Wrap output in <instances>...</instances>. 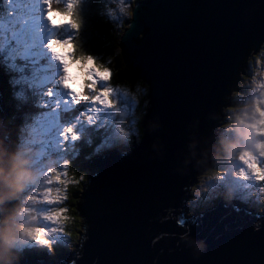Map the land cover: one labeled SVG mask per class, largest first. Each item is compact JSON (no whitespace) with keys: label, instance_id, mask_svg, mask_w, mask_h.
I'll return each mask as SVG.
<instances>
[{"label":"water","instance_id":"95a60500","mask_svg":"<svg viewBox=\"0 0 264 264\" xmlns=\"http://www.w3.org/2000/svg\"><path fill=\"white\" fill-rule=\"evenodd\" d=\"M121 40L126 67L153 84L152 98L139 141L84 162L83 228L71 262L264 264L261 220L221 208L199 227L177 219L185 187L209 164L218 110L235 104L231 87L264 48V0H142ZM5 102L0 87V222L12 188ZM215 157L208 171L218 170ZM38 257L48 262L45 252Z\"/></svg>","mask_w":264,"mask_h":264},{"label":"rangeland","instance_id":"374dc122","mask_svg":"<svg viewBox=\"0 0 264 264\" xmlns=\"http://www.w3.org/2000/svg\"><path fill=\"white\" fill-rule=\"evenodd\" d=\"M29 1L32 3L34 0H29ZM73 1L76 4H79V3L83 2L84 0H73ZM103 1L105 3L104 8H106L105 14L107 15L109 22L112 21L115 24V29H116L115 33H114V38L111 40V44H112L111 50H109V52H108L109 56H111L113 58L118 53H120L118 43L119 44L122 43V40L120 39V42H119L118 38H119L120 34H122V33L124 34V32H123L124 27L128 26L127 22L130 21V19L132 18V8L135 4L131 7L133 0H103ZM70 2H72V0H70ZM66 3H68V2L61 3V0H57L56 6H59V7L64 6ZM49 4H51V3H49ZM49 4L47 6L48 8H49ZM56 6L51 4V7L53 10L57 9ZM59 10L62 12L68 13L70 15V13H72L73 8L68 7L65 10H61V7H60ZM129 13H131V14H129ZM75 23H77V22L75 21ZM49 25H51L50 21H49ZM5 26L7 27V22L5 23ZM64 28L66 29V27H64ZM55 30H61V29L57 28ZM85 31H88V30H85ZM64 32H66V34H64ZM89 32L90 31H88V33ZM67 33H69V31L63 30L62 37H59L60 35H57V34H53V35L49 36V38L47 39L48 41H50L48 46H50L53 42H57L58 44H65V45L70 44L67 42H64V43L59 42V41L64 40L66 38H70L69 35H67ZM10 37L13 39L12 36H10ZM38 40H40V39H38ZM7 44H8V49H6L5 47H3V49L7 50V53L10 54V56H9L10 58L7 59L6 54L3 57L0 56V63H2V65H3V67L0 68V79L3 83H6L7 87L10 89L12 84H13V79L8 77V76L2 75V73L5 72V73L11 75V73L9 72V67H10V64L12 62V59L14 58L11 55V53H12V51H14L15 46L13 47V45L10 42H8ZM2 46H4V45H2ZM51 51H52V49H51ZM64 51H65V55L68 59V63L67 64L63 63L62 75L59 73L60 70H58V73L56 75L53 73V71H55L54 69L51 70L52 72H48V75L50 74V76L52 77L51 79L53 82H51V83H56L57 85L62 87V89L53 92V97L55 95H59L60 93H64L65 90L69 89V88L64 87L63 83H61V81H62V78H66V69H69V68L76 66V61L75 60L73 61V56L71 54V50H68L67 47H65ZM3 53H5V52H2V54ZM20 53H21V51H20ZM17 54H18V52L16 53V55ZM56 55H57V57L60 58V60H62V61L64 60V56H60L59 54H56ZM255 57L256 56H252L249 73L239 75L237 78V87H239L240 90L236 89L235 100L241 98V99H244V102L239 103V101H238L235 104L241 105V108H239V106L234 107L233 105H231V106H228V107H225V108L218 110V117L219 118L221 117L220 120H218L219 121L218 132L220 130L231 129L232 130L231 132L233 133L232 138L236 137L235 133L237 131L236 130L237 116H240L246 122L251 123L250 116H251L252 110L254 108V105L251 102H252V99L254 96H259V92L253 91L252 77L254 76L255 69L257 67L264 68V63L257 65ZM25 58L28 61L31 60L28 57H25ZM262 60H264V57H262ZM33 63H34V61H33ZM104 63L107 64L106 61ZM21 64L24 66H27L26 61H23ZM13 65L16 68L20 67V65L16 64L14 61H13ZM54 66H55V69H56V67H58L56 65V61L53 59L52 67L54 68ZM41 70L42 69H39V73H41L42 75L41 74H40V76L38 75L37 76L38 79H34L33 77L30 79L31 81L29 84H31V82L33 83V86H34L33 89L34 88L36 89L40 86V85H38L39 84L38 82H40L44 76V71H41ZM49 70H50V68H49ZM130 70H131V68H130ZM89 72H91L93 77L97 80V88L103 89L108 85L107 81L100 80L98 77H96L95 72L92 69H89ZM131 74H132V71H131ZM133 76H135L137 78L136 75H133ZM246 77H247V79H246ZM256 79L259 80V79H261V77L257 76ZM138 81H139V83L145 85V81H143L142 79L139 78ZM91 82H92L91 80H85L84 81L85 86H84L82 96H78L76 93L71 92L73 94V95H70L71 99L73 97L75 100H80V101L86 102L83 105L78 106V108L82 107V106L85 108V110L83 112H81V116H80L81 123L79 121L78 122L75 121L71 125H66L63 128V130L67 129V126H69V128H73V127L76 128V129H74V128L72 129L73 135L71 137V140L74 141V139H73L74 136L76 138H79V136H81L82 134L87 137L90 133V130L88 129L89 123L95 124V121H97L98 117H100V119L98 120L99 122L102 120H103V122L106 120H110L109 118H105V117L107 115L110 116L111 113H113L114 111H122V112H119L118 117H116L113 120L114 129L112 130V134H118V131H119L121 134L128 136L132 133L131 137L132 138L135 137V140H138L139 135L142 136L143 132H144V128L142 129V126L140 127V123H138V121H139L138 116H141V113H139L138 110L140 109L143 112L145 111L144 112L145 114L148 112V107L150 106V100L152 98L153 84H148L149 88L148 87L147 88L149 91L147 89H144V88L142 89V87H140L138 85L137 88L135 89L136 92L134 90L133 93L130 92L129 89L125 86L117 87L116 85H112L113 92L111 93V98L114 99L116 101V103L114 105L108 106V105L100 103V99H102V96L98 99H93V97H95L97 95V93L95 90L89 89L87 87V85L90 84ZM22 87L23 86L20 84V88H22ZM150 88H152V89H150ZM47 89L52 90L53 87L51 85H48ZM1 90H3L2 87H1ZM5 94L7 96V104L10 106V108L13 109V107H12L13 101L9 102V99H8V96L11 97V94L8 92H5ZM13 94L17 98V102H21V101L26 100L25 97H24L25 99H22L23 96L21 95V92H20V98L17 97L14 92H13ZM145 95L150 96L149 102L147 99L144 98ZM11 99H12V97H11ZM60 100L62 101L63 99L60 98ZM57 101L58 100L55 99L52 101V103L55 102V104H56ZM68 104L72 107V104H73L72 100H70L68 102ZM59 105H62V106H59ZM57 106H59V109L61 111H64V109L68 105H65V102H64L63 104L57 103ZM136 108H138L137 113H135ZM21 109H22V107H21ZM50 109L48 108L47 112H49L50 116L52 117L53 116V114H52L53 109H52V107ZM68 109H70V107L66 108V110H68ZM15 110L17 111V109H15ZM129 111L133 114L134 118L132 117L129 121H125L124 120L125 116H123V115H125V113H127ZM246 111L249 113V116L244 115V113ZM14 112H15L14 110L11 111L10 119L12 118V115ZM33 113H35L36 115L41 114V112L38 113V111H34L32 108H29L28 114L32 115ZM31 115L28 117V119L31 117ZM144 117H146V116H144ZM84 124H86V125H84ZM228 124H230L232 126L229 128H226L225 125H228ZM50 125L51 124H48L47 126L43 125V129H44V127L45 128L49 127ZM59 125H55V123H54L52 125V129H55V128L58 130L62 129V126L61 125L59 126ZM13 126H14V128L17 129L16 137L20 136V138L22 139L23 136L25 135L24 136V140H25L24 143H25L26 147L29 146L28 145V135H31L30 139L32 138V136H35L36 138H38L36 140V142L39 144V147L36 148L37 149L36 155H35L33 160L30 158L29 155H24L22 153L23 149H21L19 154H17V151L12 148L14 150V153H13V155H11V158H13L15 155H16L15 158H18V160H20L21 158H24L22 160V162H24V165H23L24 171L21 170V167H14V169L17 170L16 174L21 176L20 173L22 171L23 173L28 172L31 176V179H28L27 181L21 183L22 184L21 190H16L15 192L12 191L10 198H14V200H16L15 197L19 196L21 193L23 194L21 196L22 197L21 202L18 205L20 210L16 208L17 210L15 209V213L12 214V218H14L15 214H16V217L22 216V213L26 211V212L32 214V216H34V221H36V218L37 219L38 218L45 219V217H44V215H42V213H49L50 214V209H52V208L57 209V212H58V216L56 218L57 222L54 223L52 220L47 219L48 220L47 221V227H45V226L42 227L41 224L31 223L30 221H28V223H26L27 225L26 224L25 225L19 224V225L23 226L24 231L28 232L29 233L28 235L32 239H34V241H31L32 245L41 247V244L37 243L38 241L48 242L49 244H51L52 239L54 238L55 245L57 247V249H56L57 251L60 250V248H58L59 246H61L63 248H70V250H71L75 244V239H76L75 235L77 234L76 231H78L77 229L74 231L75 225L77 224V217L72 216V214H70L68 212V210L64 209V207H62V205H61L62 199L65 196L64 188L67 184L68 178H66L65 175L62 176L61 172H59L60 176H59L58 180L55 181L53 184H45L44 183V179H45L44 174L48 171L49 168H52V165H54V163L59 165V169H63L62 165H60L61 162H63V157L61 156L59 151L61 153H64V151L59 150V149H58L59 151H57V148L56 149L54 148V146L57 147L60 144V141H61L60 131L55 132V130H53L52 135L50 134V137H49L48 135L44 134L43 129L37 130L36 129L37 127L35 126V128L28 130V135H27L26 120H22L19 123H17V121L14 120ZM239 126L244 128V129H242V130H244L242 132H247L250 129V128H247L245 126V123H240ZM144 127H145V136H146L148 126H144ZM14 128L12 129V131L14 130ZM28 128H30V126ZM140 129L142 131H140ZM249 133H251L253 135V138L251 139V141H248L247 143H244L243 145H241L242 144L241 142L237 143L236 141L228 140L229 143H228L227 147L221 148V146H220L219 168L217 170L220 172V176L218 178H209V179L208 178H198L197 183H196L197 187L195 188L194 192L203 193L204 200L205 199L209 200L208 197H206L207 196L206 192L207 191H211V192L214 191V188H213L214 183H216V186H221L223 188V190H224V187L228 188L226 183H225L226 175H224L223 179H221V178L223 176V172L227 173L226 170L231 171L232 167L231 168L222 167L223 169H221V166H222V164L229 166L231 158H233V155H235L234 160L236 161V165H235L236 173H235L234 177H235L236 182L237 183H243V185H247V187H248L247 192L249 194H250V191H255L257 196L256 195H253V196H254V198H258V200L255 202L259 201L260 203L263 202L262 204H264V180H258L256 178V176L252 174L251 170L247 169L246 166L241 161H239L237 158L238 157L237 155H239V153L245 149L251 150L257 157H259V151L257 149V141L264 139V137L256 136L255 133L252 131V129H251V132H249ZM220 137H221V135H220ZM132 138L130 140H132ZM104 141L109 143L108 145L113 146L112 145L113 143H110L106 140H104ZM37 143L35 144L36 146H38ZM31 144H33V143H31ZM42 148H46V150H48V154H52L53 156H55V155L59 156V154H60V156L57 160L54 159V160L50 161L48 164L41 162V164H42L41 167L40 168L35 167L34 168L35 170L32 172L30 169H28V167H33L36 165L40 166V161L39 160L36 161V159L38 158V154L41 153ZM232 149L234 151L233 154H232ZM103 150H106V149L103 148ZM221 154H223V155H221ZM53 158H55V157H53ZM221 158H222L223 163L220 165V163H221L220 159ZM34 161H36V163ZM259 163L261 165H264V157L259 158ZM241 168H245L244 173L240 172ZM244 175H247L248 178L247 179L243 178ZM205 179H208L209 182L205 183L204 182ZM42 188H59L62 190L63 194L62 195L58 194L60 196L59 200L57 202L51 203V204L45 203V202H39V201L32 202V201L27 199L30 195H33V194L39 195L37 190L42 189ZM24 195L27 196V198H25ZM193 197L198 199V197L195 194L192 195V198ZM248 198L251 199V197H248ZM210 199L212 200V197H210ZM190 204H191V201H190ZM201 207L202 206H200L199 208H201ZM208 208H209V206H208ZM188 211H191V210L188 209ZM66 212L69 213V216H67ZM68 217H69V219H67ZM8 220H9V222L11 221V219H5V221H8ZM26 220H29V218L27 217ZM64 220L66 221V224L69 223L71 225V227H72L71 229H70V227L65 226V224H63ZM18 222H20L19 219H18ZM15 225L18 226V224H15ZM60 229H63V231H60ZM64 231L66 233H64ZM69 233H72V235H69ZM8 238L10 239V236ZM16 255H17V250H15L12 257H15Z\"/></svg>","mask_w":264,"mask_h":264},{"label":"trees","instance_id":"16d2710c","mask_svg":"<svg viewBox=\"0 0 264 264\" xmlns=\"http://www.w3.org/2000/svg\"><path fill=\"white\" fill-rule=\"evenodd\" d=\"M134 1L135 0L132 1L131 7L133 6ZM64 2H68V3H66L64 6H60L61 10L67 9L68 7H66V5L69 3L76 5V7L72 10V12L75 11L76 17L74 18V20L77 22V24H79L81 26L80 31L75 33L76 44L71 43L73 45L71 54L75 58V60H79L82 62L83 57L87 56V57H94L98 64L104 65L105 64L104 62L106 61L107 64H105V66L107 65L106 67L108 69H111V76H112V79L110 81L111 85H116L117 87L125 86L132 93L134 92V90L137 88L138 85L140 87H142V89L144 88V89L148 90V88H149L148 84L145 83V85H146L145 86L144 84L139 83V81H138L139 78L138 77L136 78L135 76H133L131 74V70L128 67H126V65L123 61V58H122L123 55H122L121 47H120L119 43H118V47L120 49V53H118L113 58L111 56H109V54H108L109 50H111V47H112L111 40L114 38V33H115L116 29H115V24L112 21L109 22L107 15L105 14L106 8H104L105 7L104 1L103 0H84L83 2H81L79 4H76L73 0H72V2H70V0H61V3H64ZM0 13H3V9L1 7V5H0ZM65 27H66V29L62 28L61 30H55V34L60 35L63 33V30H65V31H69V33H67V35H69V37H71L73 35V33L69 30V28L67 26H65ZM125 28L126 27H124V31H125ZM85 30H88L90 32L88 33V31H85ZM64 34H66V32H64ZM122 35H123V33L120 34V36L118 38L119 42H120ZM59 37H62V36H59ZM10 43L12 45H14L13 42H10ZM3 47L8 49V44L2 46V43H0V56L3 57L6 54V58L7 59L10 58L9 57L10 54L7 53V50L3 49ZM74 49H78V50L74 51ZM2 52H5V53L2 54ZM81 54H83V56ZM2 67H3V65H2V63H0V68H2ZM27 67L28 66H24V68H27ZM18 71L22 72V69H18ZM114 73H115V75H113ZM2 75L8 76V77L13 79L12 75L7 74L5 72H3ZM25 82H27V81H25ZM0 86L3 88V90L5 92L10 93L11 97H12V99H11V97L8 96L9 102L13 101V103H12L13 109L10 108V110L15 111L12 115V118L9 120V123L12 125V128H14V126H13L14 120H16L17 123H19L22 120H26V122H27L28 117L31 115V114L30 115L28 114L29 108H32L31 105L35 102V100L39 99V96L37 98V96L35 94L34 95L30 94V90L34 87L33 83L31 82V84H29V87L26 84H24L23 87L21 88V95L23 96L22 99L26 98L25 101H21V102H17V98L13 94V92L15 93V90H13V87L9 89L6 85V83H3L2 81H0ZM135 92H136V90H135ZM144 98L147 99L149 102V99H150L149 95L148 96L145 95ZM232 99H234V98L232 97ZM238 101L240 102V101H242V99L239 98V99L235 100L234 103H237ZM233 106L234 107L239 106V108L241 107V105H239V104H234ZM21 107H22V109H21ZM15 109H17L18 112ZM81 109H83V107H81ZM137 110H138V108H136L135 113H137ZM83 111L84 110H82V112ZM138 112L141 113V116H138V118H139L138 123H140V125H141V119L143 117L142 115L145 114L144 113L145 111L143 112L139 109ZM118 114H119V112L112 114L113 116L111 115L110 117H108L110 120H107V122L103 125H100L101 123L98 121L100 119V117H98L97 121H95V124L89 123L90 126L89 125L88 126L90 129L89 128L88 129L90 130V133L87 137L82 134L72 144L65 142L63 144V147H62L64 153H61L57 149V151H59V153L63 157V162H61V164H60V165H62L63 169H59V165H57L56 163H54V165H52V168H55L57 172H61L62 176L65 175L66 178H68L67 184L64 188L65 196L62 199L61 205H62V207H64V209H67L68 212L70 214H72V216L77 217V224L75 225L74 231L76 229L78 231H76L77 234L75 235V237H76L75 241L77 240V237L79 236V231L81 230V217L77 213L76 204L81 200L80 199V193L84 189V185L86 183L87 176H88V172L84 168V162L87 161L88 159H90L93 155L103 151V148L107 149L108 147H111L110 145H108L109 143L105 142L104 140H106L110 143H115V145L121 149L129 148L132 144V140H130L132 138L131 137L132 133L128 136L121 134L119 131H118V134H112V130L114 129L113 120L116 117H118ZM123 116H125V119H124L125 121L129 120L132 117L134 118L133 114H130V115L125 114ZM65 118H67L66 120H68V122H66L67 125H71L73 122L76 121V119H80V114H72L71 117H65ZM68 128H69V126H67V129ZM67 129H64L63 132L65 134L64 135L65 138L69 139L70 137H72L73 134H72V132H67L66 131ZM74 129H76V128H74ZM140 131H142V130L140 129ZM16 134H17V129L14 128V130L11 131L12 148L17 151V154H19L22 147L24 146V144H22V142L24 140L25 135L21 139L20 136L16 137ZM225 138L228 139V135L223 134L220 137V141L226 140ZM140 139H141V135H139L138 140H140ZM232 141H236L237 143H239V141L236 137ZM32 142H33V148L36 147V145H35L37 143L36 140H32ZM27 151L28 150L24 149V152L27 153ZM60 154H59V156H60ZM221 155H223V154H221ZM29 156L31 158V153ZM59 156L58 155L53 156L52 154H48V150H47V153L41 156L40 162L48 164L50 161H52L54 159L57 160L59 158ZM15 157H16V155L12 158L11 164L14 167H21V170H24V167H23L24 162H22V160L24 158H21L20 160H18V158H15ZM53 157H55V158H53ZM20 174L22 176L23 172L21 171ZM21 176L16 174V169H15V172L13 175V180L17 185V189H19V181H21V183L25 182V181L21 180ZM230 188L232 189V186H230ZM251 194H252V196L253 195L257 196L255 191H251ZM199 196H200V194L197 195V197L201 198ZM24 197L27 198V196H25V195H24ZM207 197L210 200L211 196H207ZM195 199L197 200V198H195ZM203 199H204V197H203ZM209 200H207V201H209ZM212 200H210L209 202H211ZM18 203H19V201L14 200V199L12 200L11 205L9 206V208L13 209L12 214L15 211L14 209L18 206ZM68 212H66L67 216H69ZM22 214H23V217L25 216V217L29 218V220H27V223H28V221H30L31 223H39L42 225V227H44V226L47 227V221L48 220L46 218L45 219H42V218L37 219L36 218V221H34V216H32V214H30L26 211L23 212ZM67 219H69V217ZM15 224L25 225V224H23V220H20V222H14V225ZM63 224H65V226L70 227V229L72 228L69 223L66 224L65 220H64ZM20 227L23 228V226H20ZM64 233H66V232L64 231ZM53 249H54V247H53ZM55 249H56V247H55ZM8 257H10V256L8 255Z\"/></svg>","mask_w":264,"mask_h":264},{"label":"clouds","instance_id":"9594fccd","mask_svg":"<svg viewBox=\"0 0 264 264\" xmlns=\"http://www.w3.org/2000/svg\"><path fill=\"white\" fill-rule=\"evenodd\" d=\"M49 12L51 13L50 19L55 23H59L61 18L64 16H68L69 20L67 22H72L71 17L68 13L62 12L59 9L53 10L51 4H49ZM59 13V15H57ZM131 14V13H129ZM52 51L55 54H59L60 56H64L63 63L67 64L68 59L65 55V47L68 50H72V44H58L57 42H53L50 45ZM83 56V54H81ZM264 57V48L261 49V52L256 55V64L260 65L264 63L262 60ZM89 69H92L95 72V76L100 80L109 81L108 85L103 88H97V80L93 77L92 73L89 72ZM259 76L261 79H256ZM112 79L111 69H108L103 64H98L94 57L84 56L82 62L77 61L76 66L66 69V78H62L63 86L71 89V92L76 93L78 96H82L84 90V81L91 80L92 82L87 85L89 89H93L96 91L97 95L93 97V99H100L101 104H105L108 106L114 105L116 101L111 98V93L113 92V87L110 83ZM247 79V77H246ZM253 81V91L259 92V96H254L252 99V104L254 108L252 110V114L250 116L251 123L246 122L240 116H237V128H239L240 123H245L247 128L252 129L258 137H264V68L257 67L255 69V74L252 77ZM235 94V93H234ZM245 116H249V113L246 111L244 113ZM232 125H225L226 128L231 127ZM244 135H248V133H243ZM257 149L259 151V157H257L251 150L245 149L241 151L238 155V160L241 161L247 169L251 170L252 174L256 176L258 180H264V165L259 163V158L264 157V139L257 141ZM3 172L2 166H0V173ZM241 173L245 172V168L240 169ZM209 178H218L220 176L219 171H208L205 173ZM60 173L56 171L55 168H49L48 171L44 174V183L45 184H53L58 180ZM245 179L248 178L247 175H244ZM31 179V176L28 172H25L21 176L22 181H27ZM22 186V184H21ZM37 192L39 195L33 194L30 195L27 199L32 202H45V203H55L59 200L60 196L58 194H63L62 190L59 188H42L38 189ZM44 217L48 220H52L54 223L57 222L56 218L58 216L57 209H50L49 213H42ZM258 230V229H257ZM63 231V229H60ZM72 235V233H69ZM69 264H73V262H69Z\"/></svg>","mask_w":264,"mask_h":264},{"label":"snow or ice","instance_id":"6c2138e0","mask_svg":"<svg viewBox=\"0 0 264 264\" xmlns=\"http://www.w3.org/2000/svg\"><path fill=\"white\" fill-rule=\"evenodd\" d=\"M42 2L45 4V14H44L45 15V19L48 20V21H50L51 26L54 29H57V28L62 29L65 26H67L69 28V30L73 33V35L70 38H66V39L61 40L59 42H61V43L67 42V43L76 44L75 33H77V32L80 31V27L81 26L79 24L75 23V20H74V18L76 17L75 11H73L72 13H70V16L73 17L71 19L72 22H67L69 20V17L68 16H64V17L61 18V20H60L59 23H55L54 21H52L50 19L51 13L49 12V8L47 7V5L49 3H51L54 6H56L57 5V0H42ZM66 7H70V8H73L74 9L76 7V5L69 3V4L66 5ZM57 15H59V13H57ZM77 50L78 49H74V51H77ZM50 54H51V58L55 59L56 62L58 63L59 69H60V74L62 75V73H63V61L60 60L59 57H56L54 52H51ZM113 75H115V73ZM61 83H62V81H61ZM64 93H65L64 94L65 97L70 96V95H73L71 93V90L70 89L65 90ZM45 95L47 97L51 98L53 96V92L52 91L45 92ZM72 103L75 105V107H71L68 104L67 99H65V105H68L73 110H75L78 106H81V105H83L86 102L85 101H80V100H73ZM44 107H47V104L46 103H44ZM66 131L67 132H72L73 130H72V128H68ZM60 135L63 136L64 133L62 132V133H60ZM73 139L75 140L77 138L74 136Z\"/></svg>","mask_w":264,"mask_h":264},{"label":"bare ground","instance_id":"6f19581e","mask_svg":"<svg viewBox=\"0 0 264 264\" xmlns=\"http://www.w3.org/2000/svg\"><path fill=\"white\" fill-rule=\"evenodd\" d=\"M143 81H145L144 79H142ZM1 87V86H0ZM4 91V90H3ZM74 159V158H73ZM11 178H13V177H11Z\"/></svg>","mask_w":264,"mask_h":264}]
</instances>
